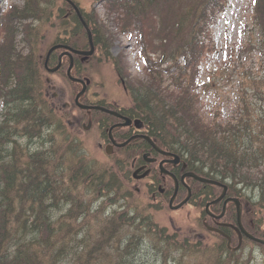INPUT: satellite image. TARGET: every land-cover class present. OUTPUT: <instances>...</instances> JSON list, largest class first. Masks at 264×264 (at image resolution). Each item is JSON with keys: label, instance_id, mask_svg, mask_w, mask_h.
Masks as SVG:
<instances>
[{"label": "trees", "instance_id": "trees-1", "mask_svg": "<svg viewBox=\"0 0 264 264\" xmlns=\"http://www.w3.org/2000/svg\"><path fill=\"white\" fill-rule=\"evenodd\" d=\"M23 1L21 7L13 5L0 17V28L5 31L0 42V129L7 128L6 132L0 130V165L24 162L22 166L28 172L32 164L39 168L41 174L38 177L27 176L24 182L19 175L15 177L14 182L20 183L19 186L25 183L33 185L24 192L18 190L19 186L17 191H12L0 185V264H65L62 262L64 257H74V261L89 264L92 258L87 260L82 257L72 241L70 228L61 229L64 219L53 210L59 202L61 205L64 195L58 197L56 191L50 199L44 195L43 183L53 185L55 178L51 174L56 169L54 163H50L42 170L43 163L64 151L70 159L66 160L75 164L78 171L79 168L85 170V177L91 182L92 189L99 191L102 184L95 182L96 174L88 175L89 168L102 172L108 185L119 182L124 204L135 205V196L120 180L116 165L99 163L84 153L80 157L75 152L74 147H81V143L70 135L68 127L55 114L56 110L50 106L45 95L42 61L36 57L33 48L30 47L23 55L16 49V44L9 41L10 33L23 26L22 20L28 17L38 24L52 23L56 35L61 31L67 32L69 26L76 23L77 27L71 30L72 41L83 43L82 37L78 36L83 34L85 38L84 31L80 30V22L75 16L70 20L65 19V12L60 7L55 10L58 0ZM101 4L105 19L91 12L89 15L94 16L96 21L87 24L100 52L109 48L107 43L112 40L109 32L114 29L117 35L133 41L145 67V78L132 80L125 73L123 58L115 61L119 65L118 72L129 82L127 88L133 99L131 113L144 122L161 127L160 131L176 132L178 137L171 139L170 145L181 152L192 171L201 174L200 164L207 168L206 171L212 172L208 176L225 182L231 195L240 197L244 228L251 235L264 239V116L253 119V110L248 104L244 115L225 124L205 122L197 107L200 96L195 95L200 61L214 51L212 26L226 10L227 0H101ZM254 15L260 34L259 44L264 45V0H255ZM99 35H104V38L97 40ZM11 39L15 40L14 37ZM78 74L80 72L75 68L74 75ZM84 75L89 74L84 72ZM72 86L78 87L75 84ZM204 86L206 84L202 83L201 87ZM29 101H32L31 108L24 107ZM43 125L60 133L56 135L49 130L52 135V156L41 154L37 158L30 153H18L20 151L12 147L11 130H15L16 139L19 145L25 147V151L30 138L45 130ZM79 160L81 165L76 164ZM14 172L0 166V181L12 179ZM247 187L250 188L247 190ZM48 201L54 205L53 209ZM147 208L144 207V213ZM133 217L137 231L166 246L165 257L161 258V252L157 251L150 258V264H164L170 258V250H175L180 256L174 258L178 263L191 259L193 253L199 252L200 259L209 264H249L244 250L238 254L228 252L226 240L219 236V241L209 246L212 249L206 255L208 246L198 249L190 239H179L177 232L157 226L151 218L147 224L140 225L137 216ZM225 218L234 221L235 209H232V213L228 210ZM236 241L237 237L233 236V243ZM48 244L52 247H48ZM248 245H258L264 249V245L244 238L242 247ZM71 253H77L82 258ZM59 256L62 258L59 259Z\"/></svg>", "mask_w": 264, "mask_h": 264}, {"label": "rangeland", "instance_id": "rangeland-1", "mask_svg": "<svg viewBox=\"0 0 264 264\" xmlns=\"http://www.w3.org/2000/svg\"><path fill=\"white\" fill-rule=\"evenodd\" d=\"M254 0H227V9L219 15L212 26L215 40L214 51L206 59L200 61V74L195 84L197 86L195 95L200 96L201 103L198 111L205 122H220L225 124L231 119L244 115L249 106L253 110V119L257 116H264V45L259 44V30L255 25V15L253 16ZM21 5V0H0V13L10 4ZM78 4L84 10L95 8L103 18L101 6L95 0H78ZM58 5V4H57ZM24 26L29 18L22 20ZM19 27L9 35V41L18 44L21 50L28 52L30 47L36 57L43 56L51 43L55 30L50 25L39 24L35 29ZM109 32L112 40L107 43V57L109 61L96 60L91 66L94 83L91 90L97 94L98 98L111 103H117L121 107H129L132 103L127 95L117 73L113 58L123 56L126 75L130 79H143L144 64L138 59L137 51L130 38ZM7 32V31H6ZM5 31L0 28V42L3 41ZM12 37L15 40L11 39ZM24 44V46H23ZM120 60L117 59V62ZM121 75V73H120ZM49 89L47 92L48 102L55 109V114L62 118L69 129L72 137L77 136L83 143L85 150L90 156L96 157L98 162L110 164L105 154H101L97 147L98 134L95 127L89 130L82 129V122L78 116V111L73 104V91L75 88L69 85L59 74L46 73ZM205 83L206 86L201 87ZM128 85L129 82H126ZM201 94V95H200ZM46 95V93H45ZM2 109L0 101V110ZM239 109L244 110L240 112ZM250 187H247V190ZM250 193L251 190H250ZM256 192H253L255 196ZM134 201L138 203L147 202L143 195H135ZM140 207L139 204H137ZM148 206V205H146ZM146 214L159 227H167L168 231L177 229L179 239L184 236L194 234L190 231L188 218L189 212L185 208L183 211H167L157 208H147ZM191 207L188 208L190 210ZM189 241L199 248H204V244L197 243L196 237ZM206 243H211V239H204ZM206 245V244H205ZM209 246V245H208ZM211 247L206 249V255L211 251ZM245 255L252 257L249 264H261L264 262V249L258 245L246 246ZM178 257V256H177ZM200 253L195 252L191 259H200ZM245 258V261H247Z\"/></svg>", "mask_w": 264, "mask_h": 264}, {"label": "bare ground", "instance_id": "bare-ground-1", "mask_svg": "<svg viewBox=\"0 0 264 264\" xmlns=\"http://www.w3.org/2000/svg\"><path fill=\"white\" fill-rule=\"evenodd\" d=\"M99 5H102L101 2H99ZM71 15L81 18L79 21L82 24L91 25L96 21L94 16L89 15V13L86 12L81 14L72 12ZM103 38L104 35L97 36V40H102ZM126 93L130 96L129 92ZM131 100L133 99L131 98ZM31 102L32 101L26 102L24 107L31 108ZM43 127L45 130L37 132L36 136L30 138L31 140L27 143L25 151V147L19 145L16 139L17 133L15 130H11L9 134L12 147L17 151H20L18 153H30L33 156H37V158L41 156V154L47 157H50V155L52 156V150L50 149L52 147V135L50 132L56 135H60V133L54 129L50 130L47 125H43ZM0 130L6 132L7 128H2ZM160 130L161 127L155 128V131L159 133V135L164 136L165 140L176 139L178 137L176 132L166 133ZM74 149L80 157H83L81 147H74ZM60 154L61 155L59 156L54 154L48 162L43 163L42 170H44L50 163H54L56 170L51 174V176L55 178L53 185L43 183L42 189L44 195L48 196L47 198L49 199L55 191L58 197L64 195L61 205L59 202L58 206L53 209L54 205L48 201L49 207L55 210L59 216L64 219L61 229L70 228V231L72 232V241L80 251L82 257L87 260L92 258V261L89 264H150V258L157 251L161 252V258L165 257L166 246L160 245L158 242L152 240L151 236H146L142 232L136 230L137 224L133 215L137 216V219H139L138 224L140 225L150 222V217L143 212L144 207H138L136 204L129 206L121 201L122 193L119 189L120 184L118 181L108 185L105 183V179L101 175L102 172L100 173L98 170L89 168L87 169V173H89L88 175L96 174L97 179H95V182L98 184L100 182L102 184L99 191L92 189L93 186L90 185L91 182L89 183L85 177V170L79 168L78 171L75 164L66 160L69 159L66 152L62 151ZM43 155L42 157L45 160H48V158ZM106 159L114 166L117 164V162L113 160V156L106 155ZM23 163L24 162H22V164L9 163L0 165L7 170L15 171L12 179L7 178L4 182L2 180L0 181L2 187L17 191V186L20 185V183L14 182L17 175H19L20 180L24 182L27 176L38 177V174H41L39 168L32 164L30 165L31 169L28 172V170L22 166ZM76 164L81 165V160ZM123 167V163L116 165L118 171ZM198 167L200 171L211 175L212 172L206 171V167H203L200 164H198ZM210 181L214 182L210 183V185L218 186L220 184L215 177H210ZM87 184L88 186H86ZM31 185V183L22 184L18 187V190L24 192L29 190ZM5 191L8 192L6 189ZM219 237L226 240L225 236ZM214 241H219L218 236L214 238ZM49 245L50 244H48V247H52ZM169 254L170 258L167 259L164 264H177L179 261H174V258L179 256L178 253H176L175 250H170ZM71 255L81 257L77 253H71ZM58 258L61 259L62 256H59ZM73 259L74 257H71L70 259L64 257L62 262L65 264H87L80 261H74ZM251 259L252 257L249 258V262ZM178 264L209 263L197 258L186 260L185 262Z\"/></svg>", "mask_w": 264, "mask_h": 264}, {"label": "flooded vegetation", "instance_id": "flooded-vegetation-1", "mask_svg": "<svg viewBox=\"0 0 264 264\" xmlns=\"http://www.w3.org/2000/svg\"><path fill=\"white\" fill-rule=\"evenodd\" d=\"M68 13H72V10L69 8ZM67 42L68 41L64 39V41L59 42V44L75 48ZM88 49L89 48L83 50ZM57 50V55L53 53L50 57L51 59H56L55 61L58 62L60 54L64 53L66 50L63 48ZM94 55L95 54L88 57L86 61H88V59H94ZM72 57L80 61L82 59L81 56L75 54H72ZM95 57L98 59L99 54H96ZM68 59L70 58L66 54L61 57V61H67ZM53 66L54 65H51L50 67ZM91 84L92 81L84 94L85 101L89 103L88 105L94 106L100 103L103 104L101 106L113 113L99 110H83L85 112L81 113V110H78V116H84L88 120L87 124L90 123V127H96L95 129H97L98 134L97 147L100 152L107 154L106 150L108 149L110 153L107 155L113 156L115 162L118 164H126L125 177H127L128 181V190L132 191L133 189L135 194H142L144 198L150 199L162 210L182 211L185 207H191V210L192 207H194L198 211V214L189 221V224L190 231L197 237L204 238V234L199 233V231L203 233L207 231L210 234L217 233L211 230L213 228L220 230L225 229L229 232L236 233L238 236L234 228L236 224H234L232 220L226 221L223 216L221 218L215 217L221 213L225 199L233 196L228 195L227 191V196H224L223 199L216 203H211L221 194L220 187L210 184H199L190 177H185V183H183L181 177L189 172L190 169L188 168L187 162L181 156V153L177 151L178 149L168 144L170 142L155 131L156 126L154 127L152 122L145 124L141 121L140 128H137L134 120L138 118L130 115L127 108L121 107L117 103H107L106 100L98 98L97 94L91 90ZM105 104H108V106ZM128 119L130 122H127ZM82 127H85L84 123ZM145 136H149L153 144L147 141ZM129 139L131 140L124 146H119L123 145ZM162 151L169 154H164ZM170 154L177 155L178 159H175ZM173 160H175V163L172 162ZM161 166L164 167V170L172 173L177 179L178 185L176 194L173 178L167 174H163L161 172ZM189 192L191 194V200L189 199L188 202L182 206L174 208L183 201ZM174 194L175 197L172 203H170ZM208 203H210L208 210L211 214L206 210ZM229 209L231 210V205ZM189 217L190 214H188V218Z\"/></svg>", "mask_w": 264, "mask_h": 264}, {"label": "water", "instance_id": "water-1", "mask_svg": "<svg viewBox=\"0 0 264 264\" xmlns=\"http://www.w3.org/2000/svg\"><path fill=\"white\" fill-rule=\"evenodd\" d=\"M75 9H76V8H75ZM76 11H78V10L76 9ZM87 33H88V37H89V43H90V45H91V49H90V51H77V50H72V49H70V48H68V47H66V48H67L68 50H70L71 52L76 53V54H80V55H84V56H89V55H91L92 52H93V45H92V40H91V34H90V31H89L88 29H87ZM55 48H57V46H56V47H52V48L49 50V52H48V56H49V54H50ZM48 56H47V57H48ZM58 66H59V65H58ZM58 66L55 67V68H53V69H51V71H55V70H57V69H58ZM71 67H72V61H71L70 65H69V67H68V69H67V75H68L69 79H70L71 81H73V82L81 83V84L83 85L81 91H80V92L76 95V97H75V103H76V105H77L78 107L82 108V109H89V108L101 109V108H99V107H89V106H85V105H82V104H80V103L78 102L79 97L85 92V90H86V86L89 84V80H88V79L81 80V79H77V78L72 77V76L70 75ZM101 110H104V109H101ZM187 175H189V176H191V177H193V178H195V179H197V180H199V181H202V182L214 183V182H211V181H208V180H205V179L199 178V177L195 176L194 174H187ZM185 176H186V175H185ZM223 187H224V191H223L222 195H221L216 201L220 200V199L224 196V194H225V190H226V186H223ZM230 200H233V201L236 202V208H237V223H238V226H239V228L241 229L242 233H243L245 236H247L250 240H252V241H254V242H257V243H260V244L264 245V240H261V239L255 238V237H253V236H251V235H249L248 233L245 232V230L242 228L241 223H240V208H239V202H238L236 199H235V200H234V199H230ZM216 201H215V202H216ZM227 201H228V200H226V202L224 203V206H225V204L227 203ZM222 215H223V213H221V215H220L219 217H221ZM228 239H229V238H228Z\"/></svg>", "mask_w": 264, "mask_h": 264}]
</instances>
